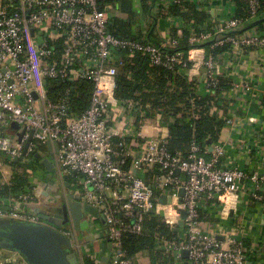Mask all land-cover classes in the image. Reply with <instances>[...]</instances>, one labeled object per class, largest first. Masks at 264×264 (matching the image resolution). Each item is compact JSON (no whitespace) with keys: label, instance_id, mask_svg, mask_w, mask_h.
Segmentation results:
<instances>
[{"label":"built area","instance_id":"2783aa9c","mask_svg":"<svg viewBox=\"0 0 264 264\" xmlns=\"http://www.w3.org/2000/svg\"><path fill=\"white\" fill-rule=\"evenodd\" d=\"M119 1L0 0V172L15 160L28 164L41 147L57 143L59 153L54 155V164L59 175L82 176L83 201L96 207L103 217L112 245L111 264H140L137 257H127L123 239L126 233L142 234L149 215L161 217L177 235L172 240H160V250L167 256L181 259L187 251L191 264H248L249 253L242 241L231 240L226 246L204 229L203 200L225 202L246 182L261 189L264 176L224 166V149L219 143L212 144V152L210 146L203 149L193 143L184 157L173 155L162 137L149 135L141 139L148 121L161 124L162 117L151 118L148 112L116 98L121 53H141L149 57L152 66L163 64L173 69L180 65L183 71L193 66L189 68L190 58L186 60L182 52L170 56L151 43L115 36L112 25L120 12ZM183 1L157 0V10ZM246 2L250 15L247 22L233 16L227 23L216 25L215 33L197 35L191 29L190 43H213L212 49L230 43L231 51L264 50V30L261 34L217 37L260 18V0ZM177 44L176 40L172 42L173 47ZM204 66L209 74L206 88L212 90L219 84L215 76L218 61L210 56ZM48 80L91 84L90 108L72 117L69 96L58 101L50 99ZM135 109L136 121H126ZM13 123L26 130L21 143L9 132ZM31 132L33 141L24 154ZM135 138L140 139L137 149L130 143ZM147 174L153 178L148 180ZM89 184L93 191L88 189ZM36 195L33 189L0 200V220L41 223L28 209L36 203ZM163 197L169 202L162 203ZM256 198L264 203V195ZM183 212L186 218L181 228ZM59 231L71 240L78 264H84L76 233L62 228Z\"/></svg>","mask_w":264,"mask_h":264},{"label":"trees","instance_id":"16d2710c","mask_svg":"<svg viewBox=\"0 0 264 264\" xmlns=\"http://www.w3.org/2000/svg\"><path fill=\"white\" fill-rule=\"evenodd\" d=\"M237 5V11L234 14L236 19L247 22L250 19L247 11L246 0H234ZM117 6L128 15V20L114 19L112 31L115 36L125 39H137L145 43H151L161 47L166 55H174L182 52L184 58H189V52L194 49L204 48L206 51V60L213 56L218 62L222 56L231 51L232 46L226 43L223 46H217L212 49L213 43H203L201 45L190 43L191 29L195 30L197 35L204 32L215 33V25L210 21V16L200 10L196 3L190 0H184L181 4L165 7H158L157 17H152V23L149 30L145 33L142 30V19L140 7L153 16L152 11L157 8V0H121ZM245 7V10H242ZM259 19L251 24L231 31L227 34L217 36L242 35L257 29L264 30V0H260ZM177 18L183 22L181 35L174 30L171 40L164 45L155 34V26L158 18ZM226 39V38H225ZM178 42L176 47L172 42ZM122 65L118 68L116 98L126 103L133 104L142 112H148L151 118L157 115L169 124V137L166 140V147L173 155H183L187 157L193 143L198 144L203 149L209 147L207 142L218 143L224 134L227 119L219 118L214 112L219 108V104H224V110H227V101L223 102L222 95L231 88V80L226 77L219 78V84L213 88L210 95L199 93V83L190 79L188 70H182L180 65L173 69L165 65L152 66L148 56L141 53L129 54L121 53ZM189 68L193 66L188 62ZM49 97L53 101H58L66 94L69 96V113L72 117H78L85 113L91 104L93 86L89 83L67 84L57 80H48ZM14 132V129L10 127ZM14 136V135H12ZM32 163L36 167H42L41 161L36 155L32 156ZM27 165L21 162H13L9 166L14 169V173L8 182H2L0 174V200L8 199L10 196H19L33 191L29 183ZM82 176L73 175L66 177L71 185ZM148 180L153 176L146 175ZM78 188V187H77ZM176 234L164 223L159 216L149 215L144 223L143 233L140 235L126 233L123 239V249L127 257L135 258L144 251H150L161 261V264H168L165 261V254L157 249L158 241L165 238L172 240ZM167 256V255H166ZM168 259V258H167ZM188 264H191L187 260ZM84 264H94L91 259H85Z\"/></svg>","mask_w":264,"mask_h":264},{"label":"crops","instance_id":"0c3cea01","mask_svg":"<svg viewBox=\"0 0 264 264\" xmlns=\"http://www.w3.org/2000/svg\"><path fill=\"white\" fill-rule=\"evenodd\" d=\"M190 1L196 3L200 10L206 12L210 16L211 23L215 26L230 21L237 11L234 0ZM139 10L143 23L142 30L147 33L149 24L153 21L152 17H157L158 10L156 8L155 11H152L153 16L147 14L141 7ZM242 10H245V7ZM116 18L127 21L128 15L120 10L119 15L114 19ZM253 22L255 21H249L247 24ZM183 25V22L177 18H158L155 34L164 45H167L172 39L171 35L174 30L178 35H181ZM250 32L261 34L262 31L252 29ZM189 58L193 63V68L187 72L190 79L199 83L200 94L210 95L212 91L206 88L209 76L204 66L206 51L204 49L193 50ZM215 76L230 79L232 85V88L222 95L223 102L227 101V104L225 103L227 110L225 111L224 104L220 103L219 108L214 112L215 116L226 118L227 124L230 121L218 142L224 149L222 164L228 168H239L249 174L257 173L264 176V50L244 48L239 51L227 52L220 58ZM131 115L128 114L125 120L135 122L136 119L132 120V117L137 115L136 109ZM155 118L157 117L155 116ZM151 125L152 127L148 125L144 127V130L142 128L144 133V136L141 137L142 140L149 135H156L167 140L169 124L162 120L161 124L154 121ZM9 132L12 135L18 133L16 130ZM139 141L140 139L136 140V138L130 141L134 149H137ZM44 147L45 149L40 152V155L44 154L43 157L54 160L56 150L53 149L50 152L47 146ZM62 180L68 183L66 177H63ZM82 182L83 178L81 177L77 179L76 186L74 181L68 188L70 193L80 196L83 188ZM48 184L47 181L36 183L37 187L34 189L46 198L59 195L64 203L67 196L66 187L62 188L61 192ZM256 187V185L246 182L237 195L224 200L225 202L203 200L201 216L206 231L214 233L226 246L231 244V240L242 241L249 253L248 263L264 264V203L256 198L258 195H264V184L262 183L261 189ZM43 202L49 204L48 200ZM39 204L42 206L44 203L39 202ZM80 228L81 234L84 235L90 247L88 254L93 257L89 259L94 264H111V246L108 242V231L104 220L97 218L95 224H91L86 216L80 222ZM100 230L103 231V237L99 234ZM104 242L107 243L106 249H103ZM161 246L162 243L158 241L157 249L159 250ZM165 257L168 258H164L168 264H188L183 255L181 259H178L180 263L171 262L173 255H165ZM137 258L140 264H161V261L156 256L154 257L150 251L141 252ZM11 260H15L16 264H27L18 255L9 251L0 254V263L6 264Z\"/></svg>","mask_w":264,"mask_h":264},{"label":"water","instance_id":"95a60500","mask_svg":"<svg viewBox=\"0 0 264 264\" xmlns=\"http://www.w3.org/2000/svg\"><path fill=\"white\" fill-rule=\"evenodd\" d=\"M34 97L37 98V95L34 94ZM11 127L18 131L16 137L18 142L21 143L26 135V130L21 129V126L16 123H13ZM32 141L33 132L30 133L24 147V154L27 153ZM207 144L210 146L209 151L212 152V141L209 140ZM47 147L50 152L55 149L56 153H59V145L57 143L52 144L49 142ZM35 155L41 161V165L46 171L49 173L58 172L53 159L43 157L40 153H36ZM18 162V160H15V163ZM59 179L62 188L66 187L67 189L64 203L62 197L56 195L52 197L54 203L52 207L45 203L42 206H39L37 203L33 207H28L31 212L40 218L41 223L38 224L0 220V249L18 255L27 264H78L77 254L71 240L62 235L59 229L65 228L75 232L80 240V244L84 246L87 240L80 232V222L84 217L88 216L89 221L93 224L95 218H100V214L96 207L83 201L81 196L70 193L68 189L70 188V184L64 182L60 175ZM180 195L181 197L184 196V190L180 191ZM161 202H169V199L163 197ZM185 218L186 213L183 212L180 221L181 228L184 227ZM182 255L185 259L188 258L187 251H184Z\"/></svg>","mask_w":264,"mask_h":264},{"label":"rangeland","instance_id":"374dc122","mask_svg":"<svg viewBox=\"0 0 264 264\" xmlns=\"http://www.w3.org/2000/svg\"><path fill=\"white\" fill-rule=\"evenodd\" d=\"M136 118H138V116L134 115L132 117V120H135ZM148 124H149L148 125L149 127H152V125L150 124V121H148ZM44 149H45L44 146L41 147L40 152L44 151ZM42 155H44V154H42ZM25 168L27 169V173L29 175V178H32L34 183H43V182L47 181V183H49L48 185H51L52 188L53 187L57 188L58 190H60L62 192V185L60 184L59 173L57 171L49 173L43 167H40V166L36 167L33 164L27 165ZM13 171H14V169H12L10 166H8L7 168H5V171H3L2 173L0 172L2 182L3 181L8 182L10 180V178L12 177V174L14 173ZM88 189L90 191H93L94 190L93 185L89 184ZM36 204L37 203L31 204L30 207H33ZM100 218L103 220V217L101 214H100ZM93 224H95V222ZM99 234L103 237V231L102 230L99 231ZM106 246H107V243L104 242L103 249H106ZM5 251L6 250L0 249V254H2ZM171 259H172L171 262L177 261V263H180L175 256H173V258H171Z\"/></svg>","mask_w":264,"mask_h":264},{"label":"flooded vegetation","instance_id":"af4514ba","mask_svg":"<svg viewBox=\"0 0 264 264\" xmlns=\"http://www.w3.org/2000/svg\"><path fill=\"white\" fill-rule=\"evenodd\" d=\"M32 161H33V159H31L30 160V164L32 163ZM28 163V164H29ZM22 164L23 165H26V163H23L22 162ZM29 183H30V185H31V187H33V189L35 188V187H37V185H36V183H34L33 182V180H32V178H29ZM36 189V188H35ZM34 189V190H35ZM36 196H37V200H36V203H38L39 204V202H42V203H45V202H43L44 200L45 201H47L48 200V203L49 204H47V205H50V207H52L53 205H54V203H53V200H52V197L51 196H49L48 198H46L43 194H40V193H38V192H36ZM82 194H81V192H80V196H81ZM82 197V196H81ZM46 198V199H45ZM53 203V204H52ZM41 204V203H40ZM39 204V205H40ZM96 220V219H95ZM99 220H100V218H99ZM62 229H65V228H62ZM77 236V235H76ZM77 241H78V243H80V240H79V238H78V236H77ZM108 242H109V240H108ZM109 244L111 245V243L109 242ZM81 245V244H80ZM112 246V245H111ZM81 247H82V252H83V259L85 260V259H88V258H93L92 256H90L89 254H88V251H89V249H90V247H89V244L85 241V244H84V246H82L81 245ZM112 249V248H111ZM110 256H111V253H110ZM95 258V257H94ZM22 259V258H21Z\"/></svg>","mask_w":264,"mask_h":264}]
</instances>
